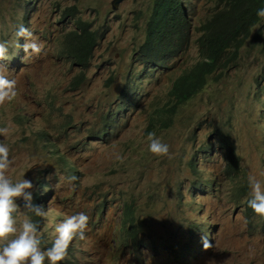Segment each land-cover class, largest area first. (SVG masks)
<instances>
[{
	"label": "rangeland",
	"instance_id": "obj_1",
	"mask_svg": "<svg viewBox=\"0 0 264 264\" xmlns=\"http://www.w3.org/2000/svg\"><path fill=\"white\" fill-rule=\"evenodd\" d=\"M111 1L0 0V41L9 44L0 64L18 93L0 105V128L8 129L0 143L9 148V178L30 180L33 203L46 211L36 218L17 199V228L31 218L47 248L59 223L87 214L86 238L74 239L58 264H264V217L247 213L249 175L264 185V79L258 88L254 82L264 76V39L247 41L238 67L212 78L162 128L171 83L198 60V28L216 0H182L191 24L186 48L165 67L148 68L138 48L153 0H123L116 10ZM77 20L99 36L85 70L60 54ZM21 24L43 44L41 54L25 56L17 47L25 43L15 36ZM259 28L264 35V18ZM132 79L137 89L129 87L127 107L115 114ZM216 131L233 145L240 175L226 173ZM153 132L168 156L148 150ZM70 175L77 177L72 184ZM123 204L133 205L140 223L137 251L123 240ZM203 235L213 245L207 250Z\"/></svg>",
	"mask_w": 264,
	"mask_h": 264
},
{
	"label": "trees",
	"instance_id": "obj_2",
	"mask_svg": "<svg viewBox=\"0 0 264 264\" xmlns=\"http://www.w3.org/2000/svg\"><path fill=\"white\" fill-rule=\"evenodd\" d=\"M215 6V10L198 28L199 36L196 40L198 60L171 83L169 100L159 118L162 128L172 124L177 108L199 95L212 78L216 80L225 71L238 67L242 48L247 41L251 38L254 41L264 39L259 28L262 18L256 15L258 9L264 8V0H216ZM74 9L75 7L68 8L63 18L70 16ZM190 32L191 24L182 0H153L151 14L146 23L145 38L138 48V60L142 61L145 68H148V65L165 67L184 52ZM98 38V33L90 30L89 23L77 20L76 29L64 38L65 44L60 54L73 63L75 65L73 67L85 70L97 46ZM253 48L254 46H251V50ZM217 71L219 74L216 76ZM262 79L264 76L254 80L257 88L262 86ZM80 82L78 74L73 88H77ZM129 87L136 91L133 79L122 91L123 99L119 101L116 112L126 107ZM258 91L260 92L261 88ZM216 132L220 138V145L226 151V173L231 176L240 175L239 159L233 145L227 136L220 131ZM191 166L194 168L193 164ZM241 191L245 193L246 187L244 186ZM123 205V240L132 250L137 251L143 245L139 235L140 223L133 205ZM247 213H251L249 209ZM184 254L185 251H180L181 256Z\"/></svg>",
	"mask_w": 264,
	"mask_h": 264
},
{
	"label": "clouds",
	"instance_id": "obj_3",
	"mask_svg": "<svg viewBox=\"0 0 264 264\" xmlns=\"http://www.w3.org/2000/svg\"><path fill=\"white\" fill-rule=\"evenodd\" d=\"M256 15L264 18V8L258 9ZM15 36L17 38H24L25 43L20 45L17 42V47L22 49L25 56L41 54L43 44L38 42L33 37V33L23 24L17 27ZM8 52V42L0 41V61L9 58ZM7 70L4 64H0V105L4 104L6 101L13 100L18 95L17 82L15 79L8 78L6 75ZM77 78L78 76L72 81V86ZM132 89L130 88L129 91ZM133 91L134 89L132 92ZM118 104L119 102L116 104V108ZM125 105L127 107L126 103ZM121 110L116 112L115 109V114L119 113ZM105 122L107 123L106 125H108V119H106ZM108 127L110 126H105L104 129ZM7 132V128H0V135L6 134ZM148 141V150L153 155H169V146L162 142L154 132L148 134ZM116 159L120 160L122 157L117 155ZM11 165L12 160L9 156L8 146L4 143H0V241L4 242L0 245V264H45L46 260L48 264H58V262L67 258V250L74 239L84 240L86 238L90 217L84 212L71 215L56 226V237L52 245L47 248H42V239L38 230V225L33 222L31 218H25L20 224L19 229L17 228V221L13 215L18 210V205L15 201L17 199H23L24 208L38 217H44L46 211L43 206L33 203V196L30 191L33 184L30 180L21 178L14 182L9 178L7 173ZM76 180L77 177L75 175L66 177V181L69 184L74 183ZM248 185L251 189L250 199L247 201L249 206L248 209L251 213L253 210L256 215L264 217V185L253 175H249ZM123 213L124 211L122 215H124ZM121 232L123 234L122 228ZM9 237L12 238L9 239ZM201 242L205 250L213 246L207 235L201 237ZM143 245L141 247H143Z\"/></svg>",
	"mask_w": 264,
	"mask_h": 264
},
{
	"label": "water",
	"instance_id": "obj_4",
	"mask_svg": "<svg viewBox=\"0 0 264 264\" xmlns=\"http://www.w3.org/2000/svg\"><path fill=\"white\" fill-rule=\"evenodd\" d=\"M122 1L123 0H112L111 1V9L116 10Z\"/></svg>",
	"mask_w": 264,
	"mask_h": 264
}]
</instances>
